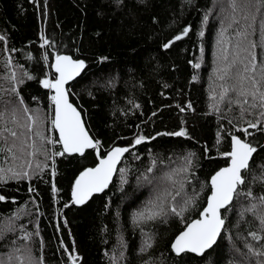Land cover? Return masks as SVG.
Segmentation results:
<instances>
[{"label": "trees", "instance_id": "1", "mask_svg": "<svg viewBox=\"0 0 264 264\" xmlns=\"http://www.w3.org/2000/svg\"><path fill=\"white\" fill-rule=\"evenodd\" d=\"M212 6L213 0H192L190 5L184 0H145L144 3L124 0L122 7H117L114 0H0V35L7 37L6 45L0 41V61L10 55L32 74L43 78L47 68L41 57L45 51L58 50L84 59L87 68L81 77L71 82L74 93L71 100L81 110L90 133L103 140L106 147L113 143L128 146L138 132L153 137L157 132L178 131L180 127L186 128L191 137L160 136L130 148L119 165L131 170L128 184L120 185L117 172L109 187L93 195L84 205L70 203L71 183L82 166H93L92 155L87 160L78 155L58 157L54 178L49 162L42 176L0 185V194L6 197L5 201H0V219L27 202L32 215L22 217L21 222L28 225L30 231L38 225L45 242V264H69L68 254L72 253L73 245L74 254L80 257L78 264H110L118 223L128 244L126 264H141L147 257L138 255L141 236L138 230L133 231L129 218L152 193L151 186L138 185L136 180L148 166L149 155L159 156L164 161L163 165H157L158 176L166 166H178L180 157L187 152H196L198 166L193 169L192 183L186 186L189 194L193 188L199 191L200 184L225 165L216 150V132L220 123L225 129L230 126L226 119L218 120L208 108L209 73L219 21L211 16L207 25H201L205 9ZM188 25H191L188 36L167 50L162 47ZM201 27L205 31L203 37L197 36ZM42 29L45 36L54 41V47L40 48ZM5 47L16 51L6 53ZM28 54L33 57L31 61L27 60ZM102 57L108 59L101 61ZM195 63H200L201 67L194 68ZM20 90L31 108L48 111L47 90L38 80L27 81ZM33 97L37 100L33 101ZM177 105L185 111L181 112ZM249 131L264 145L261 133ZM205 147L210 151L205 153ZM220 147L224 150L227 145ZM258 153L254 154L256 163L253 165L257 173L259 165L264 163V152L258 148ZM136 155L139 160L134 158ZM0 163H3L2 158ZM53 183L59 189L55 197L51 192ZM29 187L34 191L29 192ZM255 188L259 191L258 186ZM205 202L206 196L201 194L199 203ZM244 204L243 198L234 201L222 235L203 258L191 253L176 257L170 251V241L183 227L178 220L149 225L158 234L151 255L162 256L163 264H228L230 259L240 262L243 258L233 245L243 249V242L237 236L246 235L248 226L242 224L237 228L234 225ZM187 216L195 218L196 213L189 211ZM246 220L252 217L249 215ZM61 240L68 253L61 247ZM36 248H39L38 241ZM5 250V242H0V254Z\"/></svg>", "mask_w": 264, "mask_h": 264}, {"label": "snow or ice", "instance_id": "2", "mask_svg": "<svg viewBox=\"0 0 264 264\" xmlns=\"http://www.w3.org/2000/svg\"><path fill=\"white\" fill-rule=\"evenodd\" d=\"M139 2L144 3L145 0ZM114 3L122 7L124 0H114ZM184 3L190 5L192 0H184ZM211 16L217 17L219 27L209 73L208 108L218 120L226 119L230 126L225 129L220 123L216 132V150L224 158L225 166L210 174V179L200 184L199 191L193 188L189 194L186 186L192 183L193 169L198 166L196 152H187L180 157L178 166H166V170L158 176L157 165H163L164 161L159 156L149 155L148 166L137 175L136 180L138 185L151 186L152 193L140 207L133 210L129 218L133 231L138 230L141 236L138 255L147 257L141 260V264H163L162 256L156 258L151 255L158 234L149 225L168 224L171 220H178L183 227L170 241V251L176 257L191 253L203 258L217 244L228 222L227 213L232 211L234 201L241 198L246 204L240 207L234 227L239 228L242 224L248 227L246 235L237 236L243 242V249L233 247L243 259L240 262L230 259L228 264H264V163L259 165V173L253 170L256 163L254 154L259 155L258 148L264 152V145L259 144L254 133L249 131L252 129L264 136V0H213V6L205 9L202 15L201 25H207ZM190 31L191 25L183 27L162 47L169 49L176 41L188 36ZM204 35V28L201 27L197 36ZM0 41L6 45L7 37L0 35ZM40 41L42 49L55 46L54 41L45 36L43 29ZM14 51L4 48L6 53ZM32 59V55L28 54L27 60ZM41 59L47 68L43 78L32 74L10 55L0 61V158L3 160L0 163V185L42 176L49 168V162L54 178L57 175L58 157L78 154L87 160L92 155L93 166H82L71 183L70 203L84 205L94 194L103 193L117 172L120 185L128 184L131 170L119 165L130 148L160 136L191 139L188 130L180 127L178 131L157 132L153 137L138 132L128 146L113 143L106 147L103 140L90 133L81 110L71 100L74 93L70 82L76 81L86 71L85 60L58 50L52 53L45 51ZM107 59L102 57L101 61ZM193 67L200 68L201 65L195 63ZM196 78L193 76L192 79ZM37 80L47 90L46 113L39 107L31 108L21 95V85ZM89 95L92 93L89 92ZM32 99L36 101L37 97ZM134 107L139 108L140 105L134 104ZM188 108L191 109L192 105L189 104ZM180 111L184 112L185 108L180 107ZM222 144L227 145L224 150H221ZM203 151L206 153L210 150L205 147ZM134 158L140 159L138 155ZM255 186L259 187V191ZM33 191L29 187V192ZM51 192L53 197L59 192L55 183ZM201 194L206 196L204 204L199 203ZM5 200V195L0 194V201ZM68 206L64 204L65 208ZM189 211H195L196 217L189 219ZM31 215L26 202L0 219V242H5L6 249L0 254V264H45V242L38 225L30 231L29 226L21 222L22 217ZM249 215L252 220H246ZM116 237L109 262L126 264L128 244L119 223ZM228 239L232 240L230 234ZM60 245L68 253L63 240ZM75 252L73 245L72 253L68 254L69 264H78L80 257Z\"/></svg>", "mask_w": 264, "mask_h": 264}, {"label": "water", "instance_id": "3", "mask_svg": "<svg viewBox=\"0 0 264 264\" xmlns=\"http://www.w3.org/2000/svg\"><path fill=\"white\" fill-rule=\"evenodd\" d=\"M63 54H68V53H63ZM68 55H70V54H68ZM71 83V82H70ZM75 105V104H74ZM76 106V105H75ZM82 118H83V120H84V117H83V115H82ZM84 122H85V120H84ZM86 125V124H85ZM87 127V126H86ZM57 134V138H58V133H56ZM76 155H78V154H76ZM225 166V165H224ZM223 167V166H222ZM218 170V169H217ZM115 175V174H114ZM114 177V176H113ZM98 194H100V193H98ZM94 195H96V194H94Z\"/></svg>", "mask_w": 264, "mask_h": 264}]
</instances>
